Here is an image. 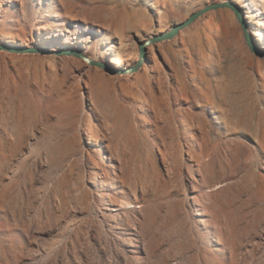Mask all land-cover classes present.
I'll return each mask as SVG.
<instances>
[{
  "label": "rangeland",
  "instance_id": "1",
  "mask_svg": "<svg viewBox=\"0 0 264 264\" xmlns=\"http://www.w3.org/2000/svg\"><path fill=\"white\" fill-rule=\"evenodd\" d=\"M225 1L0 0V42L103 25L89 56L109 63V46L133 51ZM252 2L260 26L264 0ZM159 44L175 70L160 59L120 77L0 51V130L3 110L12 136L0 149V264H264V59L230 9ZM86 105L115 173L86 174L98 162L81 137Z\"/></svg>",
  "mask_w": 264,
  "mask_h": 264
},
{
  "label": "bare ground",
  "instance_id": "2",
  "mask_svg": "<svg viewBox=\"0 0 264 264\" xmlns=\"http://www.w3.org/2000/svg\"><path fill=\"white\" fill-rule=\"evenodd\" d=\"M222 3H230L236 8L240 9V11L243 14L244 24L249 28V32L251 35V41L255 46H261L264 49V22H262L259 25L253 22V18L256 17V8L254 6V3L252 0H242V6L240 7L235 3L234 0H227ZM250 9H249V8ZM97 25V24H96ZM92 26V27H86V29H83V27L80 28V32L69 31L65 28L57 29L55 33L49 32V28L42 27L41 30H43L46 34H40L38 35V38L36 39V43H34L33 47L24 46L20 42L19 37L16 34H7L4 35L3 39L6 44H1L4 42H0V45L8 46L13 48V52L11 53H22V54H50V58H55L56 54L58 56H70V57H77L82 60H86L85 64L89 63V65L93 67H99L92 64V62H101L105 66L99 67L102 69H105L107 71L110 65L112 68L115 69L114 72L110 71L111 73H115L114 76L120 77V76H129L132 74V68L137 65L139 61H142V66L139 69H147L149 68V63H152V68H155L158 66L160 59H162V62L165 66L170 67V69L175 70L174 62L169 58L163 51L162 45L159 43H150L147 45V54L142 55L141 54V46L140 48H135L133 51L129 50L126 46L118 47L116 45H111L106 50V55L108 56V59L110 62L105 63L102 61H97L96 59L90 58L89 55L94 54V51L99 47V41L103 38V33L105 31V27L103 25L99 26ZM63 26V25H61ZM206 28H208L210 31L215 30V24L213 21H209L207 25H205ZM242 27V26H241ZM187 29V28H186ZM171 28H167V31H170ZM185 30V29H184ZM48 32V33H47ZM97 35L98 39L95 40L94 43L89 44L85 43V41H80L78 39V36L80 37H86V36H93ZM69 35H74L72 38ZM156 36V35H154ZM153 36V37H154ZM152 37V38H153ZM149 38L148 40L152 39ZM146 40L145 42H147ZM175 40V39H174ZM141 42V43H145ZM91 43V42H90ZM140 43V45H141ZM163 43V42H162ZM8 44V45H7ZM27 48H35L40 51V53H28L25 52ZM59 49V50H58ZM58 51V52H57ZM65 51H71L75 53H81L83 56H76V55H66ZM9 52V51H8ZM83 52V53H82ZM89 57H88V56ZM19 57V56H16ZM134 61L135 64L131 65ZM55 63H52L50 65V68H54ZM107 68V69H106ZM138 72V71H137ZM135 72V73H137ZM4 107V105H3ZM86 124L84 125L81 133L82 139L88 141L90 145H92L94 148L95 153L97 154L98 162L95 163V165H90L88 169L86 170V174L89 178H94L99 175L98 170H102L105 173H108V170L113 173L116 172L117 167L113 162H108L107 157L105 155L104 150L100 146V142L95 138L94 132H95V124H96V118L93 114V112L90 110L89 106L86 105ZM1 114L3 116V128L0 130V149L2 151H5L8 147L10 140L12 138L11 133L9 132L8 128V122H7V115L4 114V111H1ZM33 142V139H32ZM191 156V155H190ZM190 166V164H189ZM10 171H8L6 179L9 178ZM198 215H201L200 212H198ZM206 220H204L205 222Z\"/></svg>",
  "mask_w": 264,
  "mask_h": 264
},
{
  "label": "water",
  "instance_id": "3",
  "mask_svg": "<svg viewBox=\"0 0 264 264\" xmlns=\"http://www.w3.org/2000/svg\"><path fill=\"white\" fill-rule=\"evenodd\" d=\"M220 9H230L234 12L235 17L238 21V23L242 26L243 32H244V36H245V40L248 43L249 48L258 56H260L261 58L264 59V49L261 46H255L252 41H251V35L249 32V28L244 24V19H243V14L240 11V9L236 8L235 6H233L230 3H222V2H217V3H213V4H209L206 5L203 9L193 13L187 20H185L182 23H178L174 26L171 27L170 31L167 32H163L159 35L154 36L152 39L148 40L145 43H141V54L142 55H146L147 54V45L150 43H162V42H167V41H172L174 39H176L181 32L192 26L196 21H198L199 19H201L202 17H204L205 15L213 12V11H217ZM13 48L8 47V46H4V45H0V51H9V52H13ZM25 52L28 53H40L39 50L35 49V48H27L25 50ZM66 55H80L83 56L81 53H75V52H71V51H65L64 52ZM93 65L95 66H99V67H104L105 65L101 62H92ZM142 66V61H139L137 63V65H135L132 68V72L135 73L137 71H139V69ZM107 69V68H106ZM108 70L114 72L115 69L112 68V66L110 65V67L108 68Z\"/></svg>",
  "mask_w": 264,
  "mask_h": 264
}]
</instances>
